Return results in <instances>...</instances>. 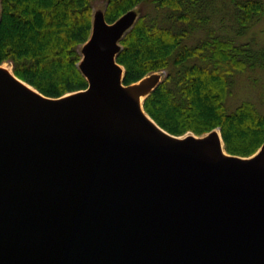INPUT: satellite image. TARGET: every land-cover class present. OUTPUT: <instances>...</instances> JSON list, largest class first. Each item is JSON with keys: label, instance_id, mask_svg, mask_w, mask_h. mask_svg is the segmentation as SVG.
Masks as SVG:
<instances>
[{"label": "water", "instance_id": "water-1", "mask_svg": "<svg viewBox=\"0 0 264 264\" xmlns=\"http://www.w3.org/2000/svg\"><path fill=\"white\" fill-rule=\"evenodd\" d=\"M134 23L93 15L86 90L48 97L0 69V264H264V143L243 157L220 129L160 127L143 101L161 80L125 85L116 61Z\"/></svg>", "mask_w": 264, "mask_h": 264}, {"label": "trees", "instance_id": "trees-1", "mask_svg": "<svg viewBox=\"0 0 264 264\" xmlns=\"http://www.w3.org/2000/svg\"><path fill=\"white\" fill-rule=\"evenodd\" d=\"M98 1L109 23L146 7L121 38L116 61L125 85L165 71L143 101L160 127L177 136L219 128L232 155L261 147L264 113L250 100L227 111L225 101L238 75L264 76V48L246 38L264 16V0H0V64L48 97L87 88L79 62Z\"/></svg>", "mask_w": 264, "mask_h": 264}, {"label": "rangeland", "instance_id": "rangeland-1", "mask_svg": "<svg viewBox=\"0 0 264 264\" xmlns=\"http://www.w3.org/2000/svg\"><path fill=\"white\" fill-rule=\"evenodd\" d=\"M104 9L105 3L103 1L96 2L93 6V15L104 11ZM145 9L146 7H136L132 9L134 22L139 17L141 12L145 11ZM248 37L254 39L257 44H255L257 49L264 48V16L253 25L246 38ZM4 64L9 63L5 62ZM153 75H156L158 77V80L160 81L165 76V71L154 72ZM244 100L252 101L256 105V107L264 113V76L261 72H246L245 74H241L240 76L238 75L236 77V81L231 87L225 101L227 111H232L236 107V105Z\"/></svg>", "mask_w": 264, "mask_h": 264}, {"label": "bare ground", "instance_id": "bare-ground-1", "mask_svg": "<svg viewBox=\"0 0 264 264\" xmlns=\"http://www.w3.org/2000/svg\"><path fill=\"white\" fill-rule=\"evenodd\" d=\"M0 69L4 72V73H6L11 79H13L15 82H17L19 85H21L22 87H24L25 89H27L28 91H30V92H32V93H35L36 91L34 90V89H32L30 86H28V85H26L25 83H23V82H21V81H19L18 79H16L15 77H14V75L12 74V72H11V67H10V65L9 64H1L0 65ZM122 74V73H121ZM142 100H143V96H141L140 98H139V100H138V108H139V112L146 118V119H149L150 120V118L147 116V115H145L144 114V112H143V110H142V108H141V103H142ZM155 126H157L156 124H154ZM157 127H159V126H157ZM186 135L187 134H184V135H182L180 138H184V137H186ZM217 135L219 136V139H220V143H221V149H220V151H221V153L223 154V155H227L226 153H225V151H224V149H222L223 147H222V140H221V136H220V133L217 131ZM194 138H197L196 136H193Z\"/></svg>", "mask_w": 264, "mask_h": 264}]
</instances>
